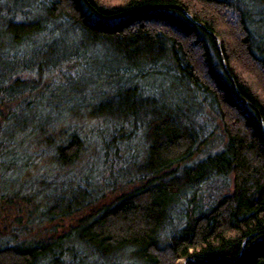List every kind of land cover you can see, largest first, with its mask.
<instances>
[{
	"label": "trees",
	"instance_id": "obj_1",
	"mask_svg": "<svg viewBox=\"0 0 264 264\" xmlns=\"http://www.w3.org/2000/svg\"><path fill=\"white\" fill-rule=\"evenodd\" d=\"M87 153L100 169L64 189ZM46 154L0 203L78 217L0 232V264H264V0H0V170Z\"/></svg>",
	"mask_w": 264,
	"mask_h": 264
},
{
	"label": "rangeland",
	"instance_id": "obj_2",
	"mask_svg": "<svg viewBox=\"0 0 264 264\" xmlns=\"http://www.w3.org/2000/svg\"><path fill=\"white\" fill-rule=\"evenodd\" d=\"M66 40L71 41V39H68V38ZM165 79H166V74L163 72V73H159V75H153V77L147 78L145 80V82H143V83L148 84V86H149L148 88H150V87L156 88L159 85V82H162ZM167 85H169L168 82H167ZM176 87H174V88H176ZM89 90H93V88H90ZM89 90H88V92H89ZM82 91H84V90L82 89ZM188 103H190L189 100H187V104ZM82 111H84V114H81V115L83 118H85V120L87 121L88 124L95 121V118L90 115L92 108L84 107L82 109ZM74 113H76V112H74ZM81 119H82L81 117H78L76 121H80ZM135 122H136V124L137 123L141 124L139 121H135ZM115 123L121 124L120 121H116ZM215 126H216L215 122H211V125L207 128V133L205 135V139H207V143L205 144V146H203L204 147L203 149H206L205 151H208L211 148L214 150L216 148V146L218 145L219 134H218V130ZM124 127H125V130L127 132L132 130V128L128 124H124ZM21 139H20V141L22 143L24 142V140H29V139H23V140H21ZM139 139L135 138L133 140V141H135L134 144L129 142L130 146L138 145ZM203 139H204V137L202 138L200 136L199 140L202 141ZM28 147H30L29 149H33L32 144ZM140 149L142 152V146L140 147ZM33 151H36V150H33ZM46 155H43V156H45L44 159H39L35 163L32 162L29 165H24L25 170L24 171L21 170V172H19V174H17V176L16 175L11 176L10 174L8 175L6 173L4 174L0 170V176L3 173L2 177H1L2 179L0 182V192L4 193L5 199H8V197H10V199H11L12 195L16 194L15 192H13L16 186H26L28 184H32V182L34 183V181H35V184H39L41 182L38 180L40 177H38L36 179H32L31 177L34 174L36 175V174H39L40 172L48 170V168H47L48 164L47 163H50V165H51L53 160L51 158H49L48 154H46ZM195 157L198 158V155H195ZM101 163H102L101 156L92 155V154L89 155L87 153L83 157V159L81 160V162L78 166V171L75 172L74 174H72V173H70V169L67 170L66 171V178L67 179H63L59 183L64 187V189L67 188L72 183L80 184V183H82V180H84L86 177L85 171L88 169L90 171L95 172V171H97V169H100ZM52 167H54V166H52ZM53 169L56 170L58 168H53ZM60 171H62V170H60ZM55 175H57V174H55ZM40 179H42V178H40ZM12 180H14L15 182L13 183ZM36 181H38L39 183H36ZM118 186H120V184ZM131 187H132V185L127 186V189H130ZM117 188H119V187H117ZM212 188H214V186H210V189H212ZM117 190H115L116 191L115 193L113 192L115 196L120 194V192H118ZM107 195H109V194H107ZM23 197L27 198L26 196H19V197L17 196L16 197L17 199L19 198L17 200L18 201L17 205L16 204L15 205L8 204V203H6L5 199L1 200L0 204H3L2 205L3 207L1 208L2 210L0 211V232L2 234L3 233H5V234L23 233V234L19 235L21 239L29 238V237H50L52 235H58V234H62L63 232H65L66 228L69 225H72L78 217V216L74 217L73 219H62V220L57 219V220H51V221H49L48 219H43V220L41 219L40 221H36V219H30L33 215L32 213L34 211L33 210L34 206H32V204H26V201L24 200ZM184 205H185V203H184ZM178 206L180 207L181 204H179ZM36 216L37 215H35V217ZM169 234L171 235L172 233L169 232ZM89 264H96V263L93 261H90Z\"/></svg>",
	"mask_w": 264,
	"mask_h": 264
}]
</instances>
